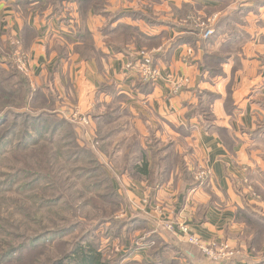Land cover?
Returning a JSON list of instances; mask_svg holds the SVG:
<instances>
[{"label": "rangeland", "instance_id": "obj_1", "mask_svg": "<svg viewBox=\"0 0 264 264\" xmlns=\"http://www.w3.org/2000/svg\"><path fill=\"white\" fill-rule=\"evenodd\" d=\"M96 1L97 5L101 3ZM96 1L39 3L35 4L31 14L37 22H48L51 15H55L62 27L72 25L77 18L73 33L88 29L87 16H100L102 19L95 29L104 46L101 31L109 17L102 16L93 8ZM140 1L145 4H140ZM1 2L7 5L8 13L0 14V115L5 112L9 118L0 126V264H50L72 249L74 244L88 242L98 248L102 257L115 264H196L184 257L177 259V250L171 251L165 246L171 242L182 247V242H186L185 239L176 240L168 233L169 224L160 228L153 225L154 222L148 224L147 221L152 219L150 214L137 209L141 198L144 200L141 204L148 206L155 201L153 198L157 191L166 185L179 191H183L185 186L193 188L187 182L189 177L190 181L194 180L206 188L210 172L206 167H199L192 155L194 144L189 138L192 127L189 124H171L176 134L162 136L160 125L150 124L141 114L134 115L124 101L126 98L114 94L107 95L111 99L108 102L97 96L94 105L83 111L74 90L61 84L62 77L55 68L41 78L33 77L30 52L24 48L20 35L14 34L13 19L9 15L13 11L19 18H24L29 12L18 8L21 5L16 0ZM127 2L128 13L123 6L110 10L108 0H102V5L111 15L125 13L124 17L128 16L129 22L125 23L123 18L120 21L150 36H153L150 34L153 25L168 21L164 16L170 10L154 9L153 0ZM182 4L179 8L171 6L173 16L179 19L178 25L192 29L186 31L193 35L197 29L196 34L204 39L211 36L213 33L208 37L204 34L209 28L214 32L216 20L212 23L208 20L216 9L189 3L192 9L184 12ZM55 5L60 8L57 14L52 13ZM6 7L1 6L0 9ZM175 9L181 10L182 16ZM48 35H43L44 40ZM30 39L25 44H29ZM128 46L133 57L126 68L134 67L137 72L133 62L138 51H146L151 57L153 48L134 43ZM13 65L18 71L12 68ZM214 67L219 73L218 66ZM158 77L159 74L156 79ZM138 79L147 81L137 74ZM187 82L183 79L172 83V92H178ZM196 90L201 91L193 89L194 96ZM231 98L228 88L224 99L225 111L232 109ZM215 100L211 104V112ZM18 112L26 117L16 116ZM39 116L41 119L37 122ZM31 121L41 129L40 144L16 147L15 144L32 129ZM259 128H264V122ZM31 133L35 136L33 130ZM144 150L147 157L150 155L148 150L153 154V150L158 151L148 158V175L137 171ZM158 155L166 159L158 161ZM257 169L259 174L255 179L260 181L264 179V168ZM13 180L15 183L10 185ZM236 188L239 191L246 188V194L250 198L252 196L246 202L264 214V183H244L239 187L236 185ZM137 191L141 192L139 200ZM235 215L241 225L238 236L244 241L243 247L231 245L225 239L204 240L201 237L206 242L227 244L233 254L220 261L205 256L199 264H238L241 261L240 264H264V248L261 249L264 233L251 243L253 237H257L253 228L258 226L254 221L246 222L239 207ZM63 229L69 230L58 236L52 235L43 244L29 245V239L37 234H51ZM248 242L253 249L249 248ZM259 244L260 248H256ZM9 247L21 249L14 258L5 259L3 253Z\"/></svg>", "mask_w": 264, "mask_h": 264}, {"label": "crops", "instance_id": "obj_2", "mask_svg": "<svg viewBox=\"0 0 264 264\" xmlns=\"http://www.w3.org/2000/svg\"><path fill=\"white\" fill-rule=\"evenodd\" d=\"M108 1L110 10L123 6L128 13L127 0ZM236 1L153 0L154 9L170 10L164 18L174 25L159 23L151 27L150 34L160 37L161 42L152 46L159 77L148 92L136 89V70L126 68L132 57L115 53L110 46H103L100 42L95 26L100 24L102 17L87 16V27L95 46L104 54L97 63L94 59H82L74 52L73 44H68L62 56L56 51V44L63 46L64 37L73 38L77 18L72 25L62 27L55 15H51L48 22H37L32 10L26 17H21L22 20L13 11L9 13L14 34L21 37L24 24L31 29L30 43L26 46L32 58L33 77L41 78L55 68L62 77L61 84L74 90L83 111L90 109L98 97L107 102L111 100L98 93L100 85L108 82L114 83L116 89L125 95L124 101L134 115L141 114L150 124L160 125L162 136L176 134L171 124L192 127L189 136L194 144L192 155L199 167H206L210 172L206 188L197 184L179 191L166 185L157 191L155 201L148 206L141 204V200L144 202L141 192H136L138 200L141 198L137 209L149 213L152 218L148 224L154 222L153 225L159 228L169 224L168 233L180 241L184 236L179 227L186 225L190 233L204 240L225 239L231 245L243 247L244 241L238 236L241 225L235 213L241 207L242 195L249 201L252 196L246 194V188L238 192L234 185L264 183V179H255L259 174L257 168H264V128H259L264 122V0ZM182 3L216 9L211 36L204 39L178 25L179 19L173 16L171 6L179 8ZM140 4L145 3L140 1ZM1 6L5 8L7 5L1 2ZM7 10V7L0 9V14H7ZM122 18L125 23L130 20L128 16ZM46 33L49 35L44 40ZM178 38L183 41L175 46L170 44ZM212 54H216L215 66L223 71V75L212 72V65L208 62L205 69L206 57ZM183 79L188 80L187 84L178 92H172V83ZM195 88L217 95L212 105L214 125L227 129L230 148L216 131H206L196 117L186 118V103L195 104L197 101L193 94ZM228 88L232 97L231 111L224 108Z\"/></svg>", "mask_w": 264, "mask_h": 264}, {"label": "trees", "instance_id": "obj_3", "mask_svg": "<svg viewBox=\"0 0 264 264\" xmlns=\"http://www.w3.org/2000/svg\"><path fill=\"white\" fill-rule=\"evenodd\" d=\"M60 3V0H16L17 4L21 5L20 9L24 8V10L26 12H30L31 10L34 9L35 4H47V3H54L56 4ZM89 1V0H88ZM96 1V0H94ZM101 3L99 5H97V1L93 4V8L96 11H99V13L104 16V17H109L108 21L105 23L101 34L104 36V40H105V44L107 46H110L113 51L115 53L119 52L122 54H125L127 56H129L130 58L133 57L132 53H131V49H129V44L134 43L137 45H144V46H148V47H152L156 44H160L161 39L160 37H155V36H150L147 35L145 33H141L139 30H137V28L127 25L124 22L120 21L124 15H126L125 13H114L113 15H111L110 12L105 11V7L102 5V0H100ZM106 3V2H105ZM183 7V11L184 12H188L192 9V5H189V3H183L182 4ZM60 9V8H59ZM58 7L55 5L53 6L52 9V13H56L59 12ZM23 10V9H22ZM177 12L180 13V15L182 16L181 10H177L175 9ZM101 11V12H100ZM163 21H161L160 23H162ZM159 24V23H158ZM162 24H167V25H174L171 21H167L164 22ZM185 30H192V29H187L185 28ZM194 30V29H193ZM197 33V29L195 30L194 34ZM31 36V29L29 28V26L27 24H24L23 26V30L21 33V40H22V44L24 46V48H27V43L25 44V41L27 42L29 37ZM77 40H76V39ZM64 44L63 46L61 45H56V51H58V55L62 56L64 55V51H66V47L68 46V44H73V50L74 52L78 53L82 59L84 60H88V59H94L97 63L99 62L100 58L102 56H104V54L98 50L95 46L94 40H93V36L91 31H89L88 29L86 30H77L73 33V38H69V37H64ZM76 43H73L75 42ZM145 41H149V43L145 42ZM152 43H151V42ZM183 41V39L178 38L176 39L174 42H172V45H177L179 43H181ZM216 54H212L206 57V62H204V66L205 69L207 68V62L210 63L212 66V72H214L215 74H217L218 72H216V68L215 66V61H216ZM152 57V63L154 65V55L151 54ZM223 60V58H222ZM15 68V70L18 71V69H16V66L13 65L12 68ZM219 68V67H218ZM219 73H221V70L219 68ZM218 73V74H219ZM136 89H138L141 92H148L150 90H152L153 88V81L148 80V81H141V80H137L136 84H135ZM98 93H102L104 95H108V96H113L114 95H118L120 97H122L123 99H125V95L121 92H119L116 89V86L114 83H102L98 89ZM196 97H197V101L195 104H191V103H186L187 106V111H186V118H192V117H196L200 124L202 125V127L208 131V132H212V131H216L224 140L225 145L230 148V141L231 139H229L228 134H227V129H225L224 127H218L216 125H214V115L211 112V104L212 102L217 98L216 94L211 93L210 91L207 90H203V91H195ZM206 111V112H205ZM16 116L18 115H22L24 117H26V115H24V113H16ZM9 118L8 114L3 112L2 115H0V126L1 124H3V122L7 121ZM36 119V118H35ZM40 116L36 119V121L38 122L40 120ZM34 120V119H33ZM35 122V121H34ZM32 123L31 121V126L32 129H30L28 131V134L24 135L22 137V139L17 142L16 147L19 146H26V147H35L37 145H39V139L42 136L41 134V129L37 128V123ZM32 130L35 132V137L34 135H32ZM35 137V138H34ZM24 147V148H26ZM154 154L152 152V150H148V154L150 152V155H148L147 157V151L144 150V155H142V161H141V165L137 166V171L141 172L145 175L149 174V163H148V158L151 155H156L155 153L158 154L157 150H153ZM152 152V154H151ZM158 161H164L166 158H163L161 156L158 155ZM188 179V183L190 184L191 187L196 186L198 183L193 181H190V177L187 178ZM15 182L14 180L12 182H10V185H13ZM31 184H34L31 183ZM22 186V185H21ZM33 186V185H32ZM236 187V185H234ZM10 189V186H9ZM238 192H240L237 188H235ZM242 201H243V207H240V214L244 215V220L248 223H252V221L255 222V224L258 227H254L253 228V232L257 235L253 237V240L251 241V243H253L254 241L259 240L258 236H261L262 233H264V214L257 211L256 208H254L252 205H250L249 203H247L245 197L242 195ZM69 230V229H68ZM68 230H59V231H55L51 234H44L43 232L40 234H37L35 236H33V238L29 239V245L30 246H34L36 243H45L44 240L48 241L49 238L52 237V235L54 236H58L63 234L64 232L68 231ZM264 238V234L262 235ZM183 245H181L182 247H178V245L173 244V243H167L168 245H165L168 247L169 250H177L176 252L178 253V257L176 255V258L179 259L180 257H184L187 261H189L190 263H196L199 264L198 262L202 261V259L205 257V255L201 252V250L199 248H197L195 245L187 243V242H182ZM248 246L249 248L253 249V246L251 247V244L248 242ZM256 248H260V244L258 245V247ZM264 248V241L261 245V249ZM21 247H9L7 249H5V252L3 253V258L5 259H11L14 258L15 254L20 251ZM2 260V257H1ZM50 264H115L113 263L110 259H106L104 257H102L101 252L98 250V248L91 242H88L86 244H74V246L72 247V249H70L69 251H67L66 253H64L62 256L58 257L57 259H55L54 261H52Z\"/></svg>", "mask_w": 264, "mask_h": 264}, {"label": "built area", "instance_id": "obj_4", "mask_svg": "<svg viewBox=\"0 0 264 264\" xmlns=\"http://www.w3.org/2000/svg\"><path fill=\"white\" fill-rule=\"evenodd\" d=\"M208 21L211 23L215 21V16L213 15ZM213 33L211 28L207 29L204 36L208 37ZM138 57L135 61V66L137 67V72L139 78L142 80H151L155 81L156 77L159 74L156 66L153 65L150 55L146 51H138ZM130 67V66H128ZM178 88V86H176ZM180 232L183 234L186 242L197 246L201 252L209 259L214 261H220L227 256L233 254V251L229 248L227 244H218L216 242H206L201 239L200 236L190 233L186 226L179 227Z\"/></svg>", "mask_w": 264, "mask_h": 264}]
</instances>
